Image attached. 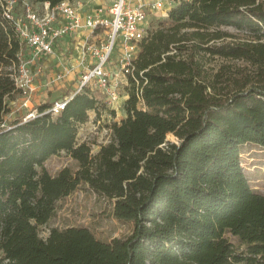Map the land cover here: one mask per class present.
<instances>
[{"label": "trees", "instance_id": "16d2710c", "mask_svg": "<svg viewBox=\"0 0 264 264\" xmlns=\"http://www.w3.org/2000/svg\"><path fill=\"white\" fill-rule=\"evenodd\" d=\"M2 1L0 264H264V194L253 189L240 159L244 145L264 149V0L178 2L168 26L159 21L140 42L141 96L132 80L126 117L96 154L77 143L79 126L99 106L86 90L56 117L45 104L35 117L1 126L7 99L18 92L9 68L21 48ZM219 27L245 30L251 39L219 43L231 37L210 31ZM215 57L251 69L215 70ZM62 152L80 167L53 176L45 163ZM82 185L113 202L116 220L133 224L128 237L102 242L86 227L40 237L58 203Z\"/></svg>", "mask_w": 264, "mask_h": 264}, {"label": "built area", "instance_id": "2783aa9c", "mask_svg": "<svg viewBox=\"0 0 264 264\" xmlns=\"http://www.w3.org/2000/svg\"><path fill=\"white\" fill-rule=\"evenodd\" d=\"M3 1L4 17L13 23L21 44L18 65L14 66L11 76L20 93L22 107L30 111L26 117L31 118L38 112L32 105L38 92L36 77L47 78L45 88L65 78L69 71L64 66L55 77L47 76L46 60L60 62V56L69 48L76 55V66L81 67L79 87L70 97L55 101L46 114L58 116L67 103L84 90L94 95L98 102L96 91L110 103L122 99L125 103L129 94L122 91H130L132 80L140 98L142 91L135 75V63L140 42L152 30L149 17L157 16L166 6L169 12L183 0H137L134 4L130 0H114L107 14H103L102 9H87L82 0H63L55 6L44 2L40 10L32 9L24 0L22 5L18 0ZM161 16L168 18L167 13ZM76 66H71L72 72ZM5 124L4 121L1 126Z\"/></svg>", "mask_w": 264, "mask_h": 264}, {"label": "rangeland", "instance_id": "374dc122", "mask_svg": "<svg viewBox=\"0 0 264 264\" xmlns=\"http://www.w3.org/2000/svg\"><path fill=\"white\" fill-rule=\"evenodd\" d=\"M34 10L41 9V3L36 0H24ZM89 10L102 9L103 14H107L111 8L114 0H82ZM137 0H130V3L134 4ZM22 7L19 6L21 12ZM168 7L164 9L157 16L151 15L149 17V23L151 29L159 26V21L168 26L167 17H162L163 13L167 11ZM210 31H222L228 33L231 37L221 39L219 43H239L246 42L251 39L250 34L245 30H238L233 27H219L211 28ZM70 49V48H69ZM63 56H60V62L56 59H47L46 74L47 76H56L61 73L63 66L65 70L69 71V74L62 78L60 81L52 83L48 88H45L47 78L44 76H37L35 85L38 87V92L33 98L32 105L34 109L41 105H52L57 100H62L65 97H70L79 87L80 80L79 75L81 67L76 66L78 64L76 55L73 50H69ZM74 55V56H72ZM63 62L65 64H63ZM210 65L216 69L220 67L230 66L234 68H246L251 69V65L240 60L224 59L221 57H215L210 60ZM71 66H76L74 72H72ZM14 66L9 68L12 71ZM97 92L99 97V106L97 111L89 112V120L85 124L79 126L77 143H88L92 148V154H96L101 146L108 144L112 139L111 127L114 123H120V121L126 117L124 110L125 104L122 100L115 103H110L106 100L100 92ZM123 94H129V90L122 91ZM127 100V99H126ZM8 113L4 116V121L9 123L17 116L24 117L30 111L22 107V99L20 93L14 99H7ZM142 108V104L139 105ZM33 109V110H34ZM37 110V109H36ZM115 113V114H112ZM168 140L176 141V138L172 135ZM241 163L244 172L251 182L253 189L259 193L264 194V149L256 145L247 144L242 147ZM45 167L49 173L53 176L57 175L62 169L69 168L73 172L77 171L80 167L79 163L71 158L65 152L59 155L51 157L46 163ZM114 204L112 201L101 197L94 193L87 185H82L79 189L69 197L61 200L58 203L57 211L51 221L39 228V235L43 239H47L50 231L54 228L67 229L70 227H86L96 237V239L102 242H111L114 239H124L128 237L133 231L132 223H123L116 220L113 216ZM231 242L238 249L239 242L232 236H228Z\"/></svg>", "mask_w": 264, "mask_h": 264}, {"label": "water", "instance_id": "95a60500", "mask_svg": "<svg viewBox=\"0 0 264 264\" xmlns=\"http://www.w3.org/2000/svg\"><path fill=\"white\" fill-rule=\"evenodd\" d=\"M171 135V134H170ZM167 140H168V137H167Z\"/></svg>", "mask_w": 264, "mask_h": 264}]
</instances>
